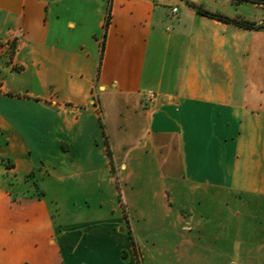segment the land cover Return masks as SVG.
I'll list each match as a JSON object with an SVG mask.
<instances>
[{"label": "crops", "instance_id": "1", "mask_svg": "<svg viewBox=\"0 0 264 264\" xmlns=\"http://www.w3.org/2000/svg\"><path fill=\"white\" fill-rule=\"evenodd\" d=\"M215 1L0 0V264H135L160 215L142 185L264 196V28L194 7L227 14ZM50 178L76 186L82 220L55 219Z\"/></svg>", "mask_w": 264, "mask_h": 264}, {"label": "rangeland", "instance_id": "2", "mask_svg": "<svg viewBox=\"0 0 264 264\" xmlns=\"http://www.w3.org/2000/svg\"><path fill=\"white\" fill-rule=\"evenodd\" d=\"M192 1L207 6L216 3L215 0ZM217 1L227 3V14L209 11L201 5L194 7L197 12L203 9L238 21L255 19L264 25V4L247 0L245 3L243 0ZM166 182L140 186L143 190L140 207L157 210L160 215L142 221V238L137 242L142 259L135 264H264V196L243 194L236 199L230 197L235 192L231 188L203 184L195 187L187 180L174 185ZM44 187L50 189L47 199L58 222L63 216L77 221L87 215L85 210L89 208L77 195L76 186H61L50 178L42 190ZM36 191L41 194L39 189ZM164 191L168 194L165 202L161 199ZM170 208L183 211L186 217L188 212L195 211V222L190 228H183V224L177 226L175 218L164 212ZM123 210L134 231V209L124 204ZM232 211H242V214L232 217Z\"/></svg>", "mask_w": 264, "mask_h": 264}, {"label": "trees", "instance_id": "3", "mask_svg": "<svg viewBox=\"0 0 264 264\" xmlns=\"http://www.w3.org/2000/svg\"><path fill=\"white\" fill-rule=\"evenodd\" d=\"M247 1H250L252 3H256V4H264V0H247ZM111 7H109V13H108V16H107V20H106V23H105V36H106V30L110 24V18H111ZM198 13L202 14V15H205V16H209V17H212V18H215L217 20H220L222 22H225V23H232V24H235L241 28H244V29H263L264 28V25H257L255 22H249V21H238V20H235V19H230L226 16H223V15H220V14H213L211 12H208L207 10H203V9H198ZM104 47H105V42L103 41V44H102V51L104 50ZM103 126V125H102ZM104 127V126H103ZM109 151V156H110V150Z\"/></svg>", "mask_w": 264, "mask_h": 264}, {"label": "built area", "instance_id": "4", "mask_svg": "<svg viewBox=\"0 0 264 264\" xmlns=\"http://www.w3.org/2000/svg\"><path fill=\"white\" fill-rule=\"evenodd\" d=\"M177 9H174V11H176ZM156 93L153 91H147L145 93L144 99H143V104L145 107H150L152 105H154L155 101H156Z\"/></svg>", "mask_w": 264, "mask_h": 264}]
</instances>
